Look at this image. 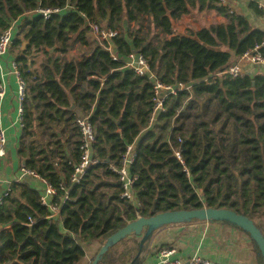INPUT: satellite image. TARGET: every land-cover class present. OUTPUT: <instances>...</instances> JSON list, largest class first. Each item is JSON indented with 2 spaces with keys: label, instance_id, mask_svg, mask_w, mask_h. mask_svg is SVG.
Segmentation results:
<instances>
[{
  "label": "trees",
  "instance_id": "obj_1",
  "mask_svg": "<svg viewBox=\"0 0 264 264\" xmlns=\"http://www.w3.org/2000/svg\"><path fill=\"white\" fill-rule=\"evenodd\" d=\"M38 8L63 11L49 20L29 16ZM195 12H215L225 21L176 33L174 23ZM20 20L13 47L30 44L16 62L26 84L19 155L24 168L56 190L53 204L61 213L49 219L41 192L28 182L14 184L0 207L2 228L11 226L0 233V264H78L83 244H102L129 222L167 211L230 209L264 233V72L220 75L261 45L264 31L220 0H0V35ZM91 25L117 35L93 45ZM78 44L89 51L68 59ZM135 53L162 83L191 85L166 100L152 127L153 82L125 67ZM34 54L44 56L39 65ZM79 116H88L96 130L100 163L73 184L83 156ZM132 144L140 206L122 197L111 169L121 166ZM139 241L128 237L100 264H129Z\"/></svg>",
  "mask_w": 264,
  "mask_h": 264
},
{
  "label": "crops",
  "instance_id": "obj_2",
  "mask_svg": "<svg viewBox=\"0 0 264 264\" xmlns=\"http://www.w3.org/2000/svg\"><path fill=\"white\" fill-rule=\"evenodd\" d=\"M229 6L233 12L246 17L254 29L264 31V0H229ZM194 14L196 16L198 12ZM186 18L188 19V16ZM217 20V24L223 23V18L217 17ZM21 21H17L14 39L17 37ZM188 23L199 27L197 20ZM96 37L99 39V36ZM20 54L21 49L18 50L12 45L0 58V86L5 89V96L0 100V129L5 131L8 139L7 155L0 158V197L9 188L11 191L16 183L28 182L33 185V189L40 192L46 189L45 182L39 178L21 177V168L24 164L19 150L24 126L19 114L18 78L13 67ZM37 56L40 54H34L35 58ZM245 70L251 74L262 72V69L253 65L246 66ZM8 227L5 229L11 228ZM101 245L98 241L83 244L86 254L78 264H92V259L97 255ZM164 248L176 249L175 257L185 260L197 254L220 264H259L250 236L239 228L223 222H197V224L194 222L160 230L154 237L152 251L144 264H158L159 251Z\"/></svg>",
  "mask_w": 264,
  "mask_h": 264
},
{
  "label": "built area",
  "instance_id": "obj_3",
  "mask_svg": "<svg viewBox=\"0 0 264 264\" xmlns=\"http://www.w3.org/2000/svg\"><path fill=\"white\" fill-rule=\"evenodd\" d=\"M220 3L223 6L229 7V0H220ZM68 8L72 7L67 6L65 9ZM62 11L63 10L60 8H38L37 10L33 11L30 15L37 13L42 15L45 20H49L52 18L53 15L60 14ZM16 25L17 22H13L11 26L0 35V58L5 55L13 45ZM91 27L92 29L99 32L102 42H109L111 38H114L117 35V33L113 31L101 30L96 25H91ZM262 47H264V41L261 45L256 46L253 50L241 55L235 63L229 66L226 70L222 71L220 75H228L232 78H238L246 73L247 70H245V67L249 65L258 66L259 69H262V72H264V55L261 52ZM106 48L112 50L111 45H108ZM113 59L119 60V58L115 54L113 55ZM13 67L14 72L18 78L19 114L20 119L23 122L26 84L21 77L16 63L13 65ZM125 67L127 69L133 70L136 74L140 76L149 74V78L153 82V110L149 127H152L154 124L157 123L158 117L161 113L166 112L167 108L165 104L166 100L170 96H176L180 91L191 90V85H185L183 83H178L176 85H166L162 83L151 71L148 60L141 54L135 53L130 55L128 57V60L126 61ZM4 91V87L0 86V100H2L5 96ZM77 125L81 132V148L83 150V156L80 164L75 169V174L72 178L73 184H80L83 181L88 170L97 166L100 163L99 160L95 158V153L93 149L94 144L96 142V130L90 122L89 117L79 116L77 118ZM7 145L8 139L6 137L5 131L0 129V158H4L7 155ZM136 156L137 152L135 144L129 145L124 154L121 166L116 167L112 165L111 169L116 172L119 176V182L123 189L122 197L128 199L131 202H133V200L135 199L136 201L135 203L133 202V204L136 206H140V201L135 196L133 189L137 177L133 176L131 173V166L134 164ZM175 156L182 164H184L180 151H176ZM185 171L190 176V172L187 169H185ZM21 174V177L33 176L35 178L43 180L34 171L26 169L24 167L21 168ZM43 181L46 184V189L41 191V202L44 206L48 207L52 211L51 216H49L48 218L53 219L60 215L61 207L53 204V198L56 195V190L51 187L45 180ZM10 192L11 191L9 188L4 192L2 197H0V207L4 204L5 198L10 195ZM66 199H68V196H66L65 200ZM28 225H35V221L30 219V223ZM3 229L5 228H2L0 224V233ZM176 253L177 250L174 248L161 249L158 254V264H220L210 261L197 254L186 260L176 258Z\"/></svg>",
  "mask_w": 264,
  "mask_h": 264
},
{
  "label": "water",
  "instance_id": "obj_4",
  "mask_svg": "<svg viewBox=\"0 0 264 264\" xmlns=\"http://www.w3.org/2000/svg\"><path fill=\"white\" fill-rule=\"evenodd\" d=\"M29 44L30 41H23L19 57L23 55ZM54 50L55 48L51 49L50 52L52 53ZM74 108L75 105H73ZM23 164H25V161ZM154 211L155 209L153 208V213ZM194 221L225 222L239 228L257 244L264 262V233L254 220L230 209L204 207L192 210L161 212L148 217L141 216L137 220L129 222L124 228L103 241L92 264H100L111 248L133 236L140 238V241L138 251L129 264H144L152 250L154 237L160 230L175 225L192 224Z\"/></svg>",
  "mask_w": 264,
  "mask_h": 264
},
{
  "label": "rangeland",
  "instance_id": "obj_5",
  "mask_svg": "<svg viewBox=\"0 0 264 264\" xmlns=\"http://www.w3.org/2000/svg\"><path fill=\"white\" fill-rule=\"evenodd\" d=\"M217 17H221V16H218L215 12H203L202 14H200L198 12V14L196 16L193 13L192 15L188 16V19L185 17L184 19H182L180 21H176L174 23L175 24L174 25V30H175L176 33H179V34H188L192 30H197L198 28L209 27L212 24H217L218 23L217 22L218 21L217 20ZM191 20H192V22L194 20H197V23L199 24V27H197V26H191L188 23V21H191ZM224 21L225 20L223 18V22ZM145 25H146V22H145L144 26ZM137 29H138V26L136 24H131V31L136 32ZM152 32H155L154 29H152ZM96 36H99V39L100 40ZM88 39L91 42V44H93V45L94 44H101V42H102V40L100 38L99 32L96 31V30L94 31V29H92V30H90L88 32ZM87 51H89L88 48H82L78 44V45H76L75 49H73L72 51L69 52V54L67 55V58L68 59L80 58L81 54L83 52H87ZM43 58H44L43 54H40V56H37L36 62H37L38 65L41 63V61L43 60ZM135 201L136 200L134 199L133 202L135 203ZM196 224H197V222H196ZM125 247L126 246H122V248L120 247V250H125L124 249ZM93 259H94V257H93ZM93 259H92V261H93Z\"/></svg>",
  "mask_w": 264,
  "mask_h": 264
}]
</instances>
